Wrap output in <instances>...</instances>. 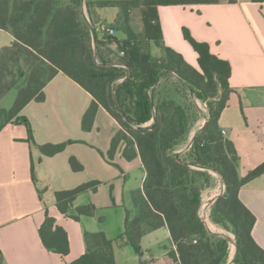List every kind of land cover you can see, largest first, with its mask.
<instances>
[{
  "label": "trees",
  "instance_id": "16d2710c",
  "mask_svg": "<svg viewBox=\"0 0 264 264\" xmlns=\"http://www.w3.org/2000/svg\"><path fill=\"white\" fill-rule=\"evenodd\" d=\"M82 1L0 0V30L13 38L0 49V132L7 125L21 124L23 120L28 141H32L31 128L20 113L30 102H43L44 88L62 73L93 98L83 115L82 131L91 130L101 106L119 125L111 140L109 156L122 143L127 160L140 157L145 178L142 188L130 194L135 213L132 216L126 210L122 233L140 264H146L141 260V239L161 228L168 230L176 248L175 253H169L173 264H226L228 240L209 234L199 215L201 194L213 181L211 172L221 178L225 191L216 199L210 220L235 236L233 263L264 264V250L251 236L255 218L238 197L244 184L264 173V163L241 178L237 152L218 125L230 92L227 84L230 66L212 55L208 45L196 41L186 29L183 38L198 55V69L161 42L159 6L214 4L219 0H84L86 8L87 1H92L97 7L118 9L116 25L126 38L119 41L108 34L103 36L123 54L124 70L110 66L97 51L99 33L95 31V23L90 20L88 25L83 20ZM133 8L140 9L143 40L136 39L126 24L128 12ZM103 24L112 29V24ZM151 43L166 54L169 71L189 91L196 89L203 99L216 84L222 90L221 101L217 107L209 106L207 120L186 152H178L177 147L186 141L196 119L190 122L186 111L172 98L155 100L163 61L151 54ZM119 80L121 83L114 86ZM68 143L71 141L44 144L38 149L45 156H53ZM69 163L73 171L82 169L73 158ZM98 184L92 181L55 192L58 210L67 215L75 199L82 193L95 191ZM94 213V206L85 205L76 208L70 217L79 221L81 216L91 217ZM38 234L48 251L68 254L65 231L47 214ZM83 238L86 251L70 264H114L113 241L103 232L85 231ZM0 264H3L1 251Z\"/></svg>",
  "mask_w": 264,
  "mask_h": 264
},
{
  "label": "crops",
  "instance_id": "0c3cea01",
  "mask_svg": "<svg viewBox=\"0 0 264 264\" xmlns=\"http://www.w3.org/2000/svg\"><path fill=\"white\" fill-rule=\"evenodd\" d=\"M95 14V25L111 24L118 9L96 6ZM157 15L162 44L181 55L191 67L198 69V55L184 40L183 29L196 41L206 43L212 55L228 62L230 92L218 125L237 152L238 175L246 177L264 163V2L219 0L214 4L166 5L157 8ZM43 92V102H30L20 113L31 128L32 141H28L27 126L22 123L9 124L0 132L3 264H70L86 251L85 231L103 232L113 241L114 264H140L122 237L126 210L131 209L130 194L142 188L145 178L139 155L127 160L123 156L124 145L119 143L109 156L119 125L101 106L91 130L82 131V118L93 98L64 74L58 73ZM198 130L189 132L185 142L189 148ZM68 141L71 143L53 156H45L38 149L40 145ZM185 143L177 150L181 151ZM71 158L82 167L80 171L71 169ZM211 175L212 184L201 194L199 215L207 214L204 225L209 234L228 240L226 264H234L235 236L210 220L216 199L225 191L221 178L215 173ZM92 181L99 183L96 190L80 194L67 215L58 210L55 192ZM238 197L255 218L251 236L264 250V173L244 184ZM85 205L94 206V215L73 220L70 216L76 208ZM46 214L65 231L67 255L50 252L43 246L38 229ZM140 246L141 260L146 264H173L169 253H175L176 248L166 228L144 236ZM149 260L152 261L147 263Z\"/></svg>",
  "mask_w": 264,
  "mask_h": 264
},
{
  "label": "rangeland",
  "instance_id": "374dc122",
  "mask_svg": "<svg viewBox=\"0 0 264 264\" xmlns=\"http://www.w3.org/2000/svg\"><path fill=\"white\" fill-rule=\"evenodd\" d=\"M84 1V0H83ZM81 4V13L83 20L90 25L98 22V19L95 14V5L92 1H87V8L85 4ZM136 1V0H135ZM117 18L114 20L112 25L113 34L110 37L115 38L119 41H122L126 38L125 34H123L119 27L116 25ZM126 24L129 26L131 32L138 40H143V30L140 19V9L133 8L128 12L127 22ZM11 41V36L7 33L0 32V48L7 46ZM150 52L159 60L163 61V67L159 73V78L157 80V87L155 91V100L159 99H169L172 98L175 100L177 104H179L186 111L188 120L192 122L193 119H196L195 122L191 126V132L198 130L199 127L207 120L209 106L217 107L218 103L221 101L222 90L216 84L213 89L207 92L204 95L203 99L198 95V91L196 89H192L191 91L188 88L184 87L179 79L174 75V73L170 72L171 68L167 63L166 54L157 48L153 43H151ZM97 51L99 54L106 60L107 63L110 64L113 68L118 70H124V66L122 65V57L123 54L117 48V46L106 39V36L102 34L97 35ZM98 60V59H97ZM96 62L98 63V61ZM165 68V69H164ZM167 69V70H166ZM122 80L117 81L114 86H118ZM187 141V139H186ZM186 141L181 143L184 144ZM189 149V144L185 143L183 145L181 151L178 152H186ZM213 173V172H211ZM131 215H134V211L131 209ZM206 222V221H204ZM152 260L146 261L151 262Z\"/></svg>",
  "mask_w": 264,
  "mask_h": 264
},
{
  "label": "built area",
  "instance_id": "2783aa9c",
  "mask_svg": "<svg viewBox=\"0 0 264 264\" xmlns=\"http://www.w3.org/2000/svg\"><path fill=\"white\" fill-rule=\"evenodd\" d=\"M95 31L99 34H108V35H112L113 34V30L108 28L106 25L104 24H97L95 25ZM201 219L202 221H207V214L206 213H202L201 214Z\"/></svg>",
  "mask_w": 264,
  "mask_h": 264
},
{
  "label": "water",
  "instance_id": "95a60500",
  "mask_svg": "<svg viewBox=\"0 0 264 264\" xmlns=\"http://www.w3.org/2000/svg\"><path fill=\"white\" fill-rule=\"evenodd\" d=\"M23 122V120H20V123H22Z\"/></svg>",
  "mask_w": 264,
  "mask_h": 264
}]
</instances>
